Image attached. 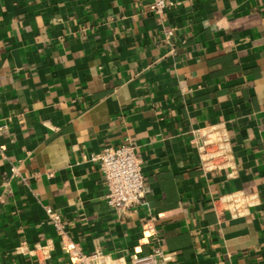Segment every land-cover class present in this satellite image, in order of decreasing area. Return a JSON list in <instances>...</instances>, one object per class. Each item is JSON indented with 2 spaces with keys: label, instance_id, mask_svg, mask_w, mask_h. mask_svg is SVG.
<instances>
[{
  "label": "crops",
  "instance_id": "1",
  "mask_svg": "<svg viewBox=\"0 0 264 264\" xmlns=\"http://www.w3.org/2000/svg\"><path fill=\"white\" fill-rule=\"evenodd\" d=\"M223 123L233 167L205 172L192 130ZM132 143L145 196L117 211L93 157ZM254 196L245 214L216 199ZM63 223L57 230L54 217ZM264 264V0H0V264Z\"/></svg>",
  "mask_w": 264,
  "mask_h": 264
},
{
  "label": "built area",
  "instance_id": "2",
  "mask_svg": "<svg viewBox=\"0 0 264 264\" xmlns=\"http://www.w3.org/2000/svg\"><path fill=\"white\" fill-rule=\"evenodd\" d=\"M154 12L164 17L168 0H151ZM191 143L198 153L199 165L205 172L233 167L234 148L231 136L223 123H216L192 130ZM99 161L101 171L107 182V202L117 211L136 207L145 196V176L141 158L130 142L104 146L94 157ZM254 196L243 190H233L221 194L214 208L221 216L230 212L234 216L246 213L253 205ZM57 230L63 233V223L56 216ZM68 257L55 264H126L123 257H113L99 249L84 251L74 243L63 244ZM168 254L156 245L148 254H135L131 264H167ZM36 264H47L44 260Z\"/></svg>",
  "mask_w": 264,
  "mask_h": 264
}]
</instances>
